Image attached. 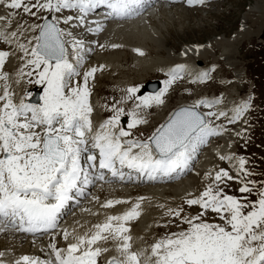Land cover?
Masks as SVG:
<instances>
[{"label":"snow or ice","instance_id":"obj_1","mask_svg":"<svg viewBox=\"0 0 264 264\" xmlns=\"http://www.w3.org/2000/svg\"><path fill=\"white\" fill-rule=\"evenodd\" d=\"M155 2L0 0L4 9L0 14V233L49 236L46 259L21 255L7 264H101L102 259L103 264H264V179L256 178L264 173L249 167L248 158L231 152L216 153L227 167L205 172L198 195L189 192L174 208L158 206L164 211L156 227L177 230L150 244L136 247L130 227L142 215L144 197L135 202L106 200L100 208L131 207L122 214L106 215L83 234L60 227L69 204L84 197L96 182L179 178L192 170L212 138L232 131L230 125H245L234 132L240 139L247 133L251 97L228 108L222 107V97H203L173 111L146 138L133 134L148 123L146 110L165 105L174 84L186 77L190 84L211 79L210 71L193 74L186 64L162 70L166 79L155 93L138 95L141 85L120 89V99L102 106L111 115L94 123L90 82L107 65L86 67L94 51L86 35L104 33L111 22L138 18ZM206 2L184 0L188 7ZM100 9L106 10L102 19L94 18L101 15ZM92 43L101 50L122 47ZM133 51L145 55L139 48ZM13 59L18 66L10 73L5 69ZM25 82L42 86L39 103L27 102L31 95L27 91L17 99L12 85ZM129 102L132 107L126 110ZM124 116L126 128L121 126ZM233 183L239 185L235 190ZM92 200L98 202L99 197ZM184 205L198 211L192 215ZM4 256L0 252V264H6Z\"/></svg>","mask_w":264,"mask_h":264},{"label":"rangeland","instance_id":"obj_2","mask_svg":"<svg viewBox=\"0 0 264 264\" xmlns=\"http://www.w3.org/2000/svg\"><path fill=\"white\" fill-rule=\"evenodd\" d=\"M259 1V5L262 6V9H264V0ZM256 3L257 0H207L205 5L194 7L197 12L190 11V13H186L187 10H183L184 7L179 4L182 8L179 7L178 9L184 11L183 18L176 20V15L174 14V22L171 24V26H169L168 29L170 30V35L169 37L166 36L168 38L167 40L169 41V46L172 47V50L174 52H180L185 45L194 43H200L204 45L209 40L218 37L231 39L234 37V34H236L239 29L242 28V25L244 24L245 26L243 28L254 31L257 28L256 24L254 23L257 18V12L256 10H254ZM171 9H173L174 12L177 9V6ZM245 16V21H243ZM26 19H28L29 23L32 22L30 18ZM180 23L183 28L179 33H177L179 35L177 36L176 29L177 25H179ZM149 39L150 38L148 36L134 34L128 31H123L122 35L118 39L111 38L109 44L116 41L115 44L122 45V47L115 49L116 53H114L115 51L111 49L103 50L104 55L109 54L110 59L113 57L115 58L111 60L113 61V63L111 64L113 65V68L110 69V66H107L106 70L103 72L104 74L102 73V76L97 78V76L99 75V73H97V79L95 78V87L97 88V90H93L92 95L95 96V98H98L101 104L106 100V104L110 105L114 100L120 99V89H123L124 87H120L117 86V84H114L115 82L113 81L115 80L132 79V81L134 82L130 86L141 85L143 87V85L147 81L155 80L158 82L159 80L162 83L163 80L166 79L164 74L160 73L163 72L162 69L164 66H166V64L162 65L161 62H158L156 65L154 64V62H151L150 64H148L149 66L147 65L145 66V68L144 66L139 67L136 62L132 63L129 60H123V55L119 54L124 53L127 56L128 52L124 50L125 47L140 49L143 46H148ZM222 46L223 48H221ZM237 47V50L236 48H233L236 53H234V56H232V59L229 61V63L225 61L224 56H222L224 50L227 48L226 45L223 44L218 46L214 51L213 58H218L215 63L212 62V58L209 57L206 61H202V65L201 62H196V67L204 69L210 68L208 71H210L211 73V79L205 84H188V80H186L185 78L183 81H179L174 84L166 97L165 105L160 107L154 106L151 109L146 110V119L148 123L143 125L144 127L140 130H133V134L135 136H141L142 133L144 138H146L147 136L151 135L152 131L157 126L161 125L165 121L169 113L174 108L178 107L179 105H189L195 99L200 98L203 95L204 97L208 96L207 98L209 99L212 98V93L213 95H216V97H222V105L225 107H231L234 104L238 103L240 100L251 97L252 109L247 114V133L245 134L244 139H240L237 137V140L235 141L236 143L234 142L232 146L233 151L231 153L242 155L248 158L250 161L249 167H254L257 173H264V27L260 31L259 35H252L243 38ZM118 56H120V58H118ZM163 57L164 56H161L160 59H163ZM118 61L120 62L118 63ZM231 63L233 65H231ZM203 65L206 66L204 67ZM234 65L238 66L236 70L234 69ZM150 68L154 69V71L151 73ZM237 69H239V71ZM5 70L8 71V68L6 67ZM212 73L214 74L215 79ZM106 77L113 79H107ZM140 77L144 78L142 82L137 81L138 79H140ZM92 83L90 84V86H92ZM27 85V90L29 93L31 92V96H33V87H42L41 85L28 84L26 82L20 85H15L13 83L12 87L17 94V99H19V97L22 96L26 91ZM186 90H190L191 95H189L188 91ZM124 107L126 108V110L128 108H131L132 102L124 105ZM106 112L108 111L102 110V114L105 119L111 115ZM124 117H126V128L128 117ZM239 126H242V128L245 127L243 123H238L234 126H229V128L232 131H236ZM215 143L219 146L223 143V141L222 139H219ZM220 162H218L217 165H219ZM222 167L226 166L222 164ZM256 178L258 180L264 179V176L258 175ZM141 187H144V185ZM232 187L233 190H235L239 187V185L233 183ZM203 188L204 186H199V192ZM230 194L239 195V193L236 191H232ZM170 195L172 196V194ZM170 195H168L167 199L164 198V201H162L163 198L159 199V197L146 200L147 204H145L144 206L142 205L141 207L142 215L144 216L143 220V216L141 215V218L139 217L140 222L139 220L130 222L131 233L134 238L136 237L134 239L136 247L139 248L145 246L146 244L152 243L155 239L163 236L167 231L177 230L175 227H172L170 229L156 227V223L161 221L164 211L163 209L158 207L159 205L162 204L166 207L174 208L183 204L185 197L182 198V200H180L178 203H176V200L174 198H171ZM168 198L169 201H166L168 200ZM172 199L175 203H173ZM253 199H255V197H253ZM127 200L130 201V199ZM135 200L136 199H134V202ZM157 200L160 202H158ZM131 201L133 202V200ZM130 206L131 205L129 204H125L126 208H124L123 212L128 210ZM184 207L186 209V212H190L192 215H195L198 211V209L196 208L188 209L187 205H184ZM209 219H213V217H209ZM140 225L142 227H145L146 230L144 228H141ZM138 226H140V229L142 230L135 229L138 228Z\"/></svg>","mask_w":264,"mask_h":264},{"label":"bare ground","instance_id":"obj_3","mask_svg":"<svg viewBox=\"0 0 264 264\" xmlns=\"http://www.w3.org/2000/svg\"><path fill=\"white\" fill-rule=\"evenodd\" d=\"M178 3H182L183 6L187 8V9H183V10H187L186 13H190V11H192L182 0H175V2H173V0H156L154 6L151 8L152 13L150 16H145V17L142 16L140 19H136L132 21L111 22L107 24L106 31L104 33H101L99 35L87 34L86 35L87 41L91 43L94 51L90 54V58L88 60V64L86 65V67L90 65L105 64L107 66H110V69L113 68V65H111L113 61L111 60L114 59L115 57L110 59L109 54L104 55L103 50L96 47L95 44L92 42L98 41V43L100 44H109L111 38L118 39L122 35L123 31H128L134 34L148 36L150 38L149 45L143 46L140 48L145 53L144 56H138L133 51V48L125 47L124 50L128 52V54L126 52L127 56L124 53H119L123 55V58H122L123 60H126V61L129 60L132 63L136 62V64L139 67L144 66V68L151 62H154V64L156 65L158 62H161L162 65L166 64V66L163 67L164 70H167L168 68L176 64H186L189 70L193 74H198L201 71H208L210 69V68L204 69V68L196 67V64L198 62H201V65H202V61H206L208 57L212 58V62L214 63L217 61L218 58L217 57L213 58V54H214L215 49L218 46L222 44L226 45L227 48L224 50L222 56H224L225 61L229 63V61L232 59V56H234V53H236L233 50V48H236L237 50L238 48L237 46L238 44H240L243 38L249 37L252 35H255V36L259 35L260 31L264 27V9H262V6L259 5L260 1L257 0L255 9H254L257 12V18H256V21H254L257 28L254 31H250L249 29L243 28L245 26V24L243 23L244 25H242V28L239 29V31L236 34H234V37L231 39H226L224 37L223 38L218 37V38L209 40L204 45L200 43L185 45L181 49L180 52H174L172 50V47L169 46V41L167 40L168 38L166 36L169 37L170 35L169 33L170 30L168 29H169V26H171V24L174 22V16L176 15V18H175L176 20L183 18L184 11H181L178 9L181 6L175 5ZM176 6H177V9L173 12V9L171 8L176 7ZM3 13H4V9L0 7V14H3ZM94 18L102 19V16L99 15ZM245 18L246 16L244 17L243 21H245ZM13 27H15V23L13 24ZM182 28L183 26L181 25V23L177 25V29H176L177 36H179L177 33H179ZM82 35L84 34L82 33ZM115 42L116 41L112 43H115ZM196 46H200L198 51L196 50ZM221 48H223V46ZM183 52H187L188 53L187 56L181 55V53ZM114 53H116V51ZM161 56H164L163 59H160ZM118 58H120V56H118ZM119 62L120 61H118V63ZM231 65L233 64L231 63ZM16 66H18V61L13 59L11 63L7 65L8 72L13 73L16 69ZM236 68H238V66H235L234 69L236 70ZM239 69L237 70L239 71ZM158 70H161V69H158ZM153 71L154 69L150 68V73ZM160 73H163V72H160ZM100 76L102 75H98L97 77H100ZM107 79H113V78H107ZM188 79L189 78L186 77V80ZM143 80L144 78L140 77V79H138L137 81L142 82ZM92 82L93 81H91L90 84ZM113 82H115L114 84H117V86L127 88L134 81H132V79L130 80L123 79V80H115ZM157 83L159 84V82ZM29 97H28L27 102L34 103L33 100L31 101V98ZM203 97L204 95L201 96L200 98H203ZM212 98H216V95H213ZM92 104L94 105L96 109L93 115V120H94V123L98 125L100 122H102L105 119L102 114L101 102L100 100H98V98H95V96H93ZM222 107H225V106L222 105ZM225 108H228V107H225ZM241 129H242V126H239L236 129V131H232L230 132V134L227 133L224 136L219 137L217 139L212 138L211 142L207 146L203 147L201 152L199 153L198 159L194 162L195 164L193 165L192 172L190 171L187 173L188 175L184 173L179 178L171 179L173 182H170V183L163 182V183H158V184L151 183L150 184L147 182L138 183V182L133 181L128 186L127 185L122 186L118 184H115V185L106 184L101 187H94L92 189H89L88 191L89 193L86 195V198L84 199L82 204H80V206L78 207V212H75V215L72 214L70 215L68 219H65L63 221L65 222L64 228H67L69 231L76 229L80 234H83L85 231L92 228L94 224L103 222L106 218V215L122 214L124 208H126L125 204L117 205L113 209L100 208V204L104 203L108 199H124V200L130 199V201L133 200L134 202V199L137 200V198L139 197H144L145 202H143L142 204L144 206L145 204H147L146 200L155 199L159 197V199L163 198L162 201H164V198L167 199L168 195L170 194H172V196L171 195L170 196L171 198H174L176 200V203L182 200V198L184 197L186 198L189 192L198 195L199 193L198 187L204 186V173L209 170L214 169V167H217L218 162H220L217 159L216 153L218 151L221 153L232 152L233 151L232 146L234 142L237 140V137L234 135V132L240 131ZM219 139H222L223 143L218 146L215 142ZM229 141H231L232 143L231 148L228 147ZM143 185L144 187H141ZM92 196H98L99 201L98 202L93 201ZM166 201H169V198ZM172 201L173 203H175L173 199ZM93 213H98V214L93 215ZM140 218H138L139 222H140ZM143 218L144 216L142 217V220ZM140 226H138V228H135V229L142 230L140 229ZM141 228H144L146 230L145 227L141 226ZM31 240H32V237H28L25 235H18L11 231L7 233H0V252L5 253V256L3 257V259L6 261V264L9 261L19 258L21 255H30V256H38V257L40 256L41 259H46L47 258L46 253L48 252L47 245L49 242L40 241L35 244H38L41 246H36L35 244L31 243ZM114 254L115 253L113 252V253H110L109 255H114ZM101 261L103 263V259Z\"/></svg>","mask_w":264,"mask_h":264},{"label":"water","instance_id":"obj_4","mask_svg":"<svg viewBox=\"0 0 264 264\" xmlns=\"http://www.w3.org/2000/svg\"><path fill=\"white\" fill-rule=\"evenodd\" d=\"M158 87L159 85L157 82H151L146 85L145 91L155 92L158 89Z\"/></svg>","mask_w":264,"mask_h":264}]
</instances>
